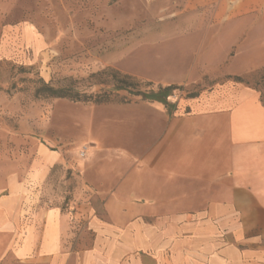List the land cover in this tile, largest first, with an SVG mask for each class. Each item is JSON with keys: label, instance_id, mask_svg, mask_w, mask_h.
I'll use <instances>...</instances> for the list:
<instances>
[{"label": "rangeland", "instance_id": "rangeland-1", "mask_svg": "<svg viewBox=\"0 0 264 264\" xmlns=\"http://www.w3.org/2000/svg\"><path fill=\"white\" fill-rule=\"evenodd\" d=\"M213 7L193 9L185 0H0V193H9L10 177L26 179L45 152H55L56 162L41 183L28 185L27 197L34 210L58 206L76 216V246H87L84 216L105 215V194L157 141L176 108L125 91L101 104L38 96L43 83L96 93L112 85L101 74L112 68L143 90L180 86L172 104L232 86L256 90L264 103V67L233 63L236 47L215 55L213 45L202 46L206 36L215 38L199 27L204 9Z\"/></svg>", "mask_w": 264, "mask_h": 264}, {"label": "crops", "instance_id": "crops-1", "mask_svg": "<svg viewBox=\"0 0 264 264\" xmlns=\"http://www.w3.org/2000/svg\"><path fill=\"white\" fill-rule=\"evenodd\" d=\"M185 2L214 6L199 27L215 38L202 46L215 55L236 47L233 63L264 67V0ZM57 158L45 152L0 193V264H264V103L256 90L225 87L177 102L157 141L105 194V215L84 216V247L76 246V216L58 206L34 210L26 194Z\"/></svg>", "mask_w": 264, "mask_h": 264}, {"label": "trees", "instance_id": "trees-1", "mask_svg": "<svg viewBox=\"0 0 264 264\" xmlns=\"http://www.w3.org/2000/svg\"><path fill=\"white\" fill-rule=\"evenodd\" d=\"M102 75H107L111 81L112 85L109 88H103L100 92H85L75 87H54L47 83H43L36 90V95L38 96H47V97H56V98H66L75 102H84V103H106L113 101V95L116 97L119 95L120 91H125L131 96L142 97V99L151 101V102H160L165 106H176L170 102L169 97L174 94L177 89H180V86L177 85H168L160 86L158 89L152 88V83L148 82L147 85L150 86L148 90H143L140 86V82L137 81L133 76L129 74H124L119 70L108 68L104 70ZM236 81L241 82L242 78L237 76L235 77ZM198 93H193L189 97L195 98L198 97ZM120 102H129L125 97L120 98Z\"/></svg>", "mask_w": 264, "mask_h": 264}]
</instances>
